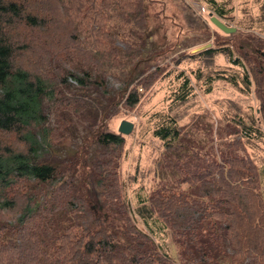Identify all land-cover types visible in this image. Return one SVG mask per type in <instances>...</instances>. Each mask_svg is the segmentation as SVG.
<instances>
[{
  "label": "trees",
  "instance_id": "1",
  "mask_svg": "<svg viewBox=\"0 0 264 264\" xmlns=\"http://www.w3.org/2000/svg\"><path fill=\"white\" fill-rule=\"evenodd\" d=\"M204 3L219 18L233 12L225 2ZM144 20V0H0V134L16 145L0 146V264H264V177L255 161L220 145L205 156L201 147L175 151L181 131L171 117L152 134L167 151L163 167L177 175L136 194L133 206L112 167L120 133H97L100 152L82 173L59 166L66 162L57 154L55 163L48 159L71 134L65 115L77 107L88 120L98 113V101L73 91L67 79L85 89L101 87L114 71L138 77L143 51L120 29L139 36ZM223 50L230 64L246 69V85L249 75L260 76L253 78L264 115L262 63ZM176 78L174 104L192 93L182 72ZM217 78L223 76L207 81ZM139 97L131 89L125 105ZM51 117L57 127L47 126ZM242 126L244 139L261 140L257 127ZM170 237L178 261L168 252Z\"/></svg>",
  "mask_w": 264,
  "mask_h": 264
},
{
  "label": "rangeland",
  "instance_id": "2",
  "mask_svg": "<svg viewBox=\"0 0 264 264\" xmlns=\"http://www.w3.org/2000/svg\"><path fill=\"white\" fill-rule=\"evenodd\" d=\"M217 1L232 8L233 12L226 18H217L234 28L233 33H224L210 22V14L216 15L204 0H144L145 20L143 28L136 31L139 36L120 29L123 40L136 48L140 46L141 49H137L143 51L137 66L138 71L143 72L135 78L134 74L114 71L105 74L101 87L88 85L85 89L68 78L73 91L98 101V113L90 112L92 120H88L83 118L88 112L86 108L77 107L76 113L71 111L65 115L71 134L57 150L49 151V161L55 163L54 154H57L66 162H59V166L73 172L74 165L75 173H82L100 152L97 133H118L122 120L133 123L131 133L121 134L124 143L115 150L116 155L111 160L121 189L133 206L136 194H149L170 172L177 175L175 168L170 171L163 167L167 151L152 134L163 120L171 117L181 131L179 139L173 143L175 151L183 148L191 153L201 147L199 155L205 156L216 153L220 145L238 157L249 156L264 177V115L258 110L260 99L254 80L260 76L249 75L250 84L246 85L243 81L246 69L230 64L223 50L227 49L232 58L243 63H246L244 58L261 62L264 68V0ZM208 43V48L192 52ZM120 44L118 46L122 47ZM209 49L215 52L201 54ZM180 72L188 78L192 93L174 104L172 98L180 86L176 76ZM216 73L223 78L209 83L208 77L215 78ZM93 75L99 73L93 72ZM146 80L148 84H144ZM133 88L138 89L140 97L129 108L125 99ZM51 118L47 126L57 127L58 118ZM243 123L257 127L262 133L261 140L244 139ZM7 144L16 149L11 137L0 134V146ZM101 159L107 160V157ZM262 189L264 192V186ZM92 204L95 208L94 202ZM166 244L169 254L178 261V250L171 237L166 239ZM199 264L204 263L199 261Z\"/></svg>",
  "mask_w": 264,
  "mask_h": 264
},
{
  "label": "water",
  "instance_id": "3",
  "mask_svg": "<svg viewBox=\"0 0 264 264\" xmlns=\"http://www.w3.org/2000/svg\"><path fill=\"white\" fill-rule=\"evenodd\" d=\"M210 22L213 25H215L219 30L223 31L224 33H233L235 31L234 28L228 27L219 18H217V16H212L211 14H210ZM209 46L210 44L208 43L207 45L197 48L192 52H196L204 48H208ZM132 130H133V123L126 121V120H122L120 122L119 127H118V133L123 134V135H128L129 133H131Z\"/></svg>",
  "mask_w": 264,
  "mask_h": 264
}]
</instances>
